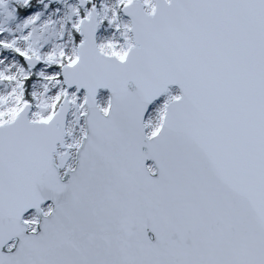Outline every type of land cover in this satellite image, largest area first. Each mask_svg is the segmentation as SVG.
<instances>
[{
    "label": "snow or ice",
    "instance_id": "6c2138e0",
    "mask_svg": "<svg viewBox=\"0 0 264 264\" xmlns=\"http://www.w3.org/2000/svg\"><path fill=\"white\" fill-rule=\"evenodd\" d=\"M0 264H264V0H0Z\"/></svg>",
    "mask_w": 264,
    "mask_h": 264
}]
</instances>
